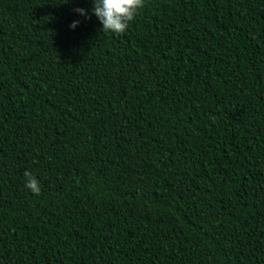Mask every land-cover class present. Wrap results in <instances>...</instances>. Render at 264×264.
I'll return each mask as SVG.
<instances>
[{"label": "trees", "instance_id": "16d2710c", "mask_svg": "<svg viewBox=\"0 0 264 264\" xmlns=\"http://www.w3.org/2000/svg\"><path fill=\"white\" fill-rule=\"evenodd\" d=\"M92 8L0 0V264H264V0Z\"/></svg>", "mask_w": 264, "mask_h": 264}, {"label": "clouds", "instance_id": "9594fccd", "mask_svg": "<svg viewBox=\"0 0 264 264\" xmlns=\"http://www.w3.org/2000/svg\"><path fill=\"white\" fill-rule=\"evenodd\" d=\"M93 14L103 25L102 32H112L115 34L123 33L129 26V22L134 20L137 11L144 7V0H92ZM74 11L86 16L87 13L82 8ZM79 21H74L70 27L75 29ZM25 188L29 189L34 195H40L41 185L39 180L29 171L24 172Z\"/></svg>", "mask_w": 264, "mask_h": 264}]
</instances>
